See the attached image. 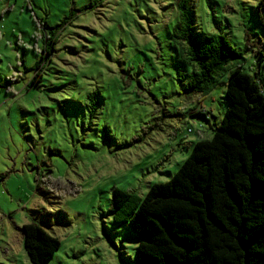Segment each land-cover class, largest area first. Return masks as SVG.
Here are the masks:
<instances>
[{
  "label": "rangeland",
  "instance_id": "374dc122",
  "mask_svg": "<svg viewBox=\"0 0 264 264\" xmlns=\"http://www.w3.org/2000/svg\"><path fill=\"white\" fill-rule=\"evenodd\" d=\"M256 1H191L192 35L223 36L252 76L264 74ZM176 3L0 0V264H32L29 222L59 240L44 264H133L113 189L141 197L167 181L228 106V71L207 94L184 92Z\"/></svg>",
  "mask_w": 264,
  "mask_h": 264
},
{
  "label": "trees",
  "instance_id": "16d2710c",
  "mask_svg": "<svg viewBox=\"0 0 264 264\" xmlns=\"http://www.w3.org/2000/svg\"><path fill=\"white\" fill-rule=\"evenodd\" d=\"M191 1L177 0L171 33L190 66L183 90L207 94L228 71V106L210 138L195 141L167 181L150 184L141 197L114 188L109 218L136 235L133 264H264V74L241 70L243 53L223 36L196 39ZM255 16L264 31V0L256 1ZM20 230L32 264H44L59 247L34 222Z\"/></svg>",
  "mask_w": 264,
  "mask_h": 264
}]
</instances>
